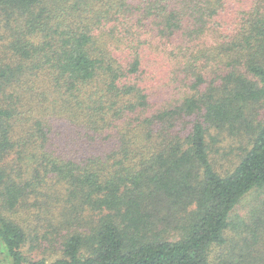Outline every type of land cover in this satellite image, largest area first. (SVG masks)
I'll use <instances>...</instances> for the list:
<instances>
[{
  "label": "trees",
  "instance_id": "trees-1",
  "mask_svg": "<svg viewBox=\"0 0 264 264\" xmlns=\"http://www.w3.org/2000/svg\"><path fill=\"white\" fill-rule=\"evenodd\" d=\"M0 252L264 264V0H0Z\"/></svg>",
  "mask_w": 264,
  "mask_h": 264
},
{
  "label": "rangeland",
  "instance_id": "rangeland-1",
  "mask_svg": "<svg viewBox=\"0 0 264 264\" xmlns=\"http://www.w3.org/2000/svg\"><path fill=\"white\" fill-rule=\"evenodd\" d=\"M232 159H236V154L234 152L230 153L229 154V157L227 159H224L223 162H225V165L226 166H230V162ZM262 193V192H260ZM259 196V191H255L254 193L248 195L247 197H245L243 199V201L241 202V204L238 205L234 215L235 217L237 216H240V217H243L245 216L244 213L247 212L248 209H250L254 203L256 202V199L257 197ZM30 224V223H29ZM29 228H35L34 225H31L29 226ZM26 249V252L28 254V256L32 257V258H35V257H40V256H49L51 257L52 259L56 258L58 256V252H53L51 253V251H47V250H44L41 248H37V249H34V250H30V252L32 253H28L27 248ZM216 251H219L220 249L219 248H215ZM43 254V255H42ZM47 254V255H46ZM239 256H240V253L239 252H233V254L231 256H229L230 258V262L233 264H236L238 263V260H239ZM5 256L1 254L0 252V264H5Z\"/></svg>",
  "mask_w": 264,
  "mask_h": 264
}]
</instances>
